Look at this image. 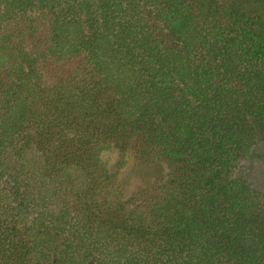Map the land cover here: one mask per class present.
<instances>
[{
  "label": "trees",
  "instance_id": "trees-1",
  "mask_svg": "<svg viewBox=\"0 0 264 264\" xmlns=\"http://www.w3.org/2000/svg\"><path fill=\"white\" fill-rule=\"evenodd\" d=\"M240 3L0 0V264H264V16Z\"/></svg>",
  "mask_w": 264,
  "mask_h": 264
},
{
  "label": "rangeland",
  "instance_id": "rangeland-1",
  "mask_svg": "<svg viewBox=\"0 0 264 264\" xmlns=\"http://www.w3.org/2000/svg\"><path fill=\"white\" fill-rule=\"evenodd\" d=\"M239 3H241L246 8H259L257 12L263 14L264 16V0H261L260 2H256L254 0H237ZM240 3V4H241ZM245 9V8H243ZM163 40L164 44L167 47L171 46L172 40L167 36V34H158ZM254 159L259 160L262 166V170L264 171V156L262 154H256L254 155ZM125 171L120 175L122 180L125 182V184L129 186L137 185L138 183H150L153 178L159 177L161 175L162 169L160 167H141L138 165V163L130 162L126 167ZM140 180H142L140 182ZM251 180L252 182H258L261 186V191H264V172L261 174H253L251 173Z\"/></svg>",
  "mask_w": 264,
  "mask_h": 264
}]
</instances>
